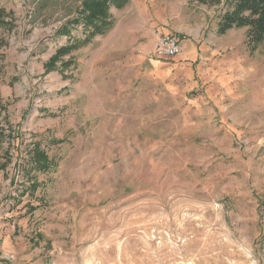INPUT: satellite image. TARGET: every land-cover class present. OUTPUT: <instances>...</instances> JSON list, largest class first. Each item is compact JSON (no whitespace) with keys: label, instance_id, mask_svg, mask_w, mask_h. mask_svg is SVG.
<instances>
[{"label":"rangeland","instance_id":"374dc122","mask_svg":"<svg viewBox=\"0 0 264 264\" xmlns=\"http://www.w3.org/2000/svg\"><path fill=\"white\" fill-rule=\"evenodd\" d=\"M82 1L0 0V264H264V41L226 0L62 32Z\"/></svg>","mask_w":264,"mask_h":264},{"label":"trees","instance_id":"16d2710c","mask_svg":"<svg viewBox=\"0 0 264 264\" xmlns=\"http://www.w3.org/2000/svg\"><path fill=\"white\" fill-rule=\"evenodd\" d=\"M129 0H83L77 15L63 26L62 32L70 33L72 24H83L86 38L93 39L96 34L111 29L110 10L124 7ZM226 9L222 11L218 22V32L225 34L230 29L247 27V44L251 51L257 50L264 41V0H226ZM73 45V44H72ZM71 46H67L70 49ZM39 162L43 160L41 168L48 169L43 153L38 154ZM36 161V160H35Z\"/></svg>","mask_w":264,"mask_h":264},{"label":"built area","instance_id":"2783aa9c","mask_svg":"<svg viewBox=\"0 0 264 264\" xmlns=\"http://www.w3.org/2000/svg\"><path fill=\"white\" fill-rule=\"evenodd\" d=\"M182 50V39L169 32L159 34L154 42V54L159 58H172Z\"/></svg>","mask_w":264,"mask_h":264},{"label":"crops","instance_id":"0c3cea01","mask_svg":"<svg viewBox=\"0 0 264 264\" xmlns=\"http://www.w3.org/2000/svg\"><path fill=\"white\" fill-rule=\"evenodd\" d=\"M184 49H185V47H183V51H184ZM183 51H182V52H183Z\"/></svg>","mask_w":264,"mask_h":264}]
</instances>
